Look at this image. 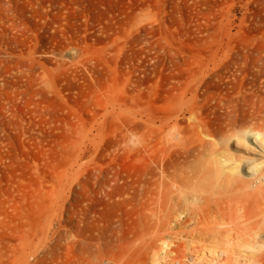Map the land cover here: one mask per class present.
Wrapping results in <instances>:
<instances>
[{"label": "rangeland", "instance_id": "rangeland-1", "mask_svg": "<svg viewBox=\"0 0 264 264\" xmlns=\"http://www.w3.org/2000/svg\"><path fill=\"white\" fill-rule=\"evenodd\" d=\"M255 130L264 0H0V264H264Z\"/></svg>", "mask_w": 264, "mask_h": 264}, {"label": "bare ground", "instance_id": "bare-ground-1", "mask_svg": "<svg viewBox=\"0 0 264 264\" xmlns=\"http://www.w3.org/2000/svg\"><path fill=\"white\" fill-rule=\"evenodd\" d=\"M262 130H255V133H248L249 135H255L256 137H260L262 135H264V132ZM246 140V139H245ZM218 150V149H216ZM214 151V150H213ZM215 154H210L211 157H210V165L209 166H212V173L214 175L215 178H219V179H236L237 177L240 176L241 174V169H242V165L243 163H245L246 161H251L250 164H249V171L252 169V170H255L256 167H254V163L252 160H247L245 159L243 156L240 157V156H236L235 153L232 152L231 149H224L221 151H215L214 152ZM209 156V155H208ZM209 159V158H208ZM257 166V165H256ZM256 172V171H255ZM211 174V173H210ZM209 175V174H208ZM211 176V175H210ZM216 179V181H218ZM224 180V179H223ZM222 180V181H223ZM221 181V182H222ZM215 182V181H214ZM227 182V180H226ZM176 194V193H175ZM175 222V219L173 220H170L168 222V224L166 226H169V229H172L173 228V223ZM167 241V240H166ZM166 241H163V246L161 247V254L160 255L161 257L163 256V258L165 257L168 258V256L172 255L173 253H175V250H171L170 248V244ZM258 243V241H257ZM256 243V244H257ZM255 247V246H254ZM227 252V251H226ZM193 253V252H192ZM176 254V253H175ZM219 255V254H218ZM228 255V254H227ZM252 255V254H251ZM261 255V254H260ZM159 256V257H160ZM223 256V255H222ZM226 256V254H225ZM254 256V255H252ZM257 256V255H256ZM176 257V256H175ZM256 258V257H255ZM259 258V257H258ZM257 258V259H258ZM249 259H252L253 262L255 259L253 258H249ZM162 260V259H161ZM164 260V259H163ZM248 261H251V260H248ZM256 262L258 260H255ZM261 261V260H259Z\"/></svg>", "mask_w": 264, "mask_h": 264}]
</instances>
